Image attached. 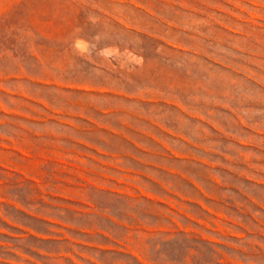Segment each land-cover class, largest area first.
I'll list each match as a JSON object with an SVG mask.
<instances>
[{
    "label": "rangeland",
    "instance_id": "rangeland-1",
    "mask_svg": "<svg viewBox=\"0 0 264 264\" xmlns=\"http://www.w3.org/2000/svg\"><path fill=\"white\" fill-rule=\"evenodd\" d=\"M0 264H264V0H0Z\"/></svg>",
    "mask_w": 264,
    "mask_h": 264
}]
</instances>
